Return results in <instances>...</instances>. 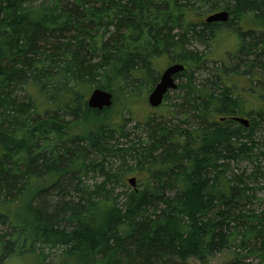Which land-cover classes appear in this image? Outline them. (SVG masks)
<instances>
[{
  "label": "trees",
  "instance_id": "obj_1",
  "mask_svg": "<svg viewBox=\"0 0 264 264\" xmlns=\"http://www.w3.org/2000/svg\"><path fill=\"white\" fill-rule=\"evenodd\" d=\"M194 6L229 19L194 24ZM229 36L231 65L204 71ZM191 40L210 51L190 52ZM161 64L184 67L181 107L198 124L170 133L151 121L130 139L119 114L133 118L127 104L152 90ZM239 66L251 77L235 99ZM93 89L111 93L109 109L87 108ZM261 112L264 0H0V264H50L45 250L66 264H207L232 247L264 264V209H246L244 172L230 170L253 161ZM89 168L103 178L90 189ZM132 175L138 187L113 196L109 183Z\"/></svg>",
  "mask_w": 264,
  "mask_h": 264
},
{
  "label": "rangeland",
  "instance_id": "obj_2",
  "mask_svg": "<svg viewBox=\"0 0 264 264\" xmlns=\"http://www.w3.org/2000/svg\"><path fill=\"white\" fill-rule=\"evenodd\" d=\"M195 8L197 9L196 13L192 15L194 16V18L189 19V21L194 24H198L199 22L203 21L207 15L205 16L203 15V7L197 8L196 6ZM238 23L240 24V21ZM226 28L227 26L225 28H221V31H226L227 30ZM229 28H232V26H230ZM249 29L255 30L254 26H249L248 30ZM180 34L181 36H183L184 32L182 31L180 32ZM221 34H225V32H222ZM235 39L238 40L237 38H234L233 36H229L227 38L222 39L221 43L213 50L214 54H211L213 59L210 58L211 61L206 62L204 64V67H203L204 71L210 67L213 69H216L220 65H225V67L228 68L231 65L229 60L232 58V55H234V53L231 52L232 50L231 47L233 46ZM187 50H189L190 52H194L195 50L196 51L195 54L197 55L206 54L208 53V51H210L208 50L206 45L195 42L194 40H191L189 42L187 46ZM214 59L216 60V62L213 64L212 61H214ZM162 66L163 64H161V67ZM165 67H166V64L162 68L164 69ZM242 71H243L242 66L237 67L236 71H234L237 75V76L235 75V77L239 79V81H241L240 83H242V85L241 86L239 85L238 87V88L241 87V91L232 94V97L235 99L240 93L241 94L243 93L245 96L247 95L245 91L247 85L244 83V79L245 80L250 79L249 77L251 76L244 77V75L241 74ZM198 76H201V75L198 74ZM180 84L184 85L185 80L179 79L178 80L179 87H180ZM145 96L147 97V95H144V97ZM245 96L243 97L245 98ZM144 97L140 96V99L132 98L130 103L127 104V106L134 113L132 119L129 118V116L126 115L125 113L119 114L120 115L119 118H123L125 120V122L122 123L124 127V132L127 135H129L130 139L132 138L136 139L138 137L140 139H143L147 137L146 129L149 126H146V125H148V123H150L151 121L156 122V124H158L157 127H159V125H163V126L166 125L168 128H171L172 130L170 131V133L175 128L177 130L187 131L188 129L194 128L196 126V123L198 124V120L193 117V113L188 112L189 111L188 106L187 107L185 106L184 108L181 107V106H184V102H183L184 100L186 101L190 100V98H187L186 94L184 93V89L178 88L176 91L168 93L165 100L162 103L161 108L159 109L150 108L147 105L146 97L145 98ZM249 101L250 100H248V102ZM248 102H246V104ZM246 104L244 103V101H241L240 105H242L243 107L240 106V109L242 108V109L248 110L251 108L252 111L255 109V107L252 106L251 104H248V105ZM168 111H169V114H168ZM253 115L254 116L252 118V121L255 124V128L258 127V129L252 132L251 138L253 141L252 143H249L247 146V149H249L248 152L253 154V161L251 162L250 165H248L247 162L232 163L230 165V170H232L233 171L232 173H235L236 175L242 174V172L245 173V174L243 173V180H244V183L249 188V190L247 191V194L249 195V202L246 205V209L251 212L253 211L254 214L260 217V215H262L261 212L264 209V113L261 112L260 115H263L262 117L255 116V114ZM250 120L251 119H249V121ZM166 126L165 128H167ZM153 128L154 129L156 128L154 124H153ZM154 131L156 132V130ZM124 143H125V140H121V139L119 140V144H124ZM90 159L93 160L95 159V157L93 158V156L88 155V158H85L84 156H82V157L77 158V161L81 163L85 162L83 165L88 166V162L90 163ZM119 164H120L119 162L112 163V167L114 168L115 166ZM106 167H108V165H106ZM90 170H92V168L91 169L89 168V171L87 172L84 171V169L80 171L81 180L83 184L89 189L92 185L100 184L103 181V178L99 176L98 172H93V171L91 172ZM131 177H135V175L129 176L128 178H131ZM127 179L124 180L125 185L114 181L115 186L111 187V184L109 183V187L107 186V188L108 189L114 188L112 192L113 196L119 194L120 195L119 197H122V193L124 191L129 190V187L126 183ZM137 179L138 177L136 176V180ZM138 184L139 183L137 182L136 183L137 187H138ZM118 199L120 200L122 198H118ZM232 248L233 249L225 251L222 254L216 255L211 260H209L207 264H225V263L232 262L233 260L239 261L242 264H258V258L247 253L245 251L246 249L243 250L245 251L243 252L239 248H236V247H232ZM45 253L52 254V256H50V258H48L47 260V261H50V264H66V262L65 263L61 262L62 260L60 261V263L57 262V258H58L57 251L50 252L49 250H45ZM190 264H199V263H197L196 261H191Z\"/></svg>",
  "mask_w": 264,
  "mask_h": 264
},
{
  "label": "water",
  "instance_id": "obj_3",
  "mask_svg": "<svg viewBox=\"0 0 264 264\" xmlns=\"http://www.w3.org/2000/svg\"><path fill=\"white\" fill-rule=\"evenodd\" d=\"M228 15L226 12H219L208 16L205 19L206 23H224L227 21ZM184 70L182 65H170L163 72L153 90L149 93L147 102L152 108H157L162 103L163 95L168 91L174 88L173 85V76L181 74ZM86 105L89 109L95 110L98 112L108 109L112 105V95L104 90L94 89L88 96ZM236 122L242 123L245 126L247 122L235 118ZM128 183L134 187V179L128 180Z\"/></svg>",
  "mask_w": 264,
  "mask_h": 264
},
{
  "label": "bare ground",
  "instance_id": "obj_4",
  "mask_svg": "<svg viewBox=\"0 0 264 264\" xmlns=\"http://www.w3.org/2000/svg\"><path fill=\"white\" fill-rule=\"evenodd\" d=\"M220 12H226V11H220ZM216 13H219V12H216ZM227 13V12H226ZM213 14H215V13H213ZM212 15V14H211ZM227 15H228V13H227ZM210 16V15H209ZM208 17V16H207ZM206 17V18H207ZM205 18V19H206ZM228 19H229V15H228V18H227V21H228ZM226 21V22H227ZM226 22H224V23H226ZM206 23V22H205ZM207 24H211V23H207ZM221 24H223V23H221ZM173 65H176V64H173ZM177 65H180V64H177ZM184 71V70H183ZM161 75H162V72L160 73V76H159V79H160V77H161ZM177 75H179V74H177ZM177 75H175V76H173V85H174V88L173 89H171V90H168L164 95H163V98H162V103H163V101H164V98H165V96L168 94V93H170V92H173V91H175L176 89H177V83H176V76ZM159 79H158V81H159ZM158 83V82H157ZM157 83H156V85H157ZM156 85H154V87L156 86ZM153 87V88H154ZM153 88H152V90H153ZM151 90V91H152ZM162 103H161V105H162ZM147 105L150 107V108H152L149 104H148V102H147ZM88 108V107H87ZM89 109V108H88ZM152 109H156V108H152ZM240 119H242V120H244V121H246L247 122V125L245 126L244 124H242V123H239V122H237V124H240V125H242L244 128H247L248 126H249V121L248 120H246V119H244V118H240ZM62 251V250H61Z\"/></svg>",
  "mask_w": 264,
  "mask_h": 264
},
{
  "label": "flooded vegetation",
  "instance_id": "obj_5",
  "mask_svg": "<svg viewBox=\"0 0 264 264\" xmlns=\"http://www.w3.org/2000/svg\"><path fill=\"white\" fill-rule=\"evenodd\" d=\"M176 83H177V86H178L177 76H176ZM233 117H234V116L230 117L228 121H233V120H232ZM233 122H234V121H233ZM239 125H240V124H239ZM241 126H242V125H241Z\"/></svg>",
  "mask_w": 264,
  "mask_h": 264
}]
</instances>
